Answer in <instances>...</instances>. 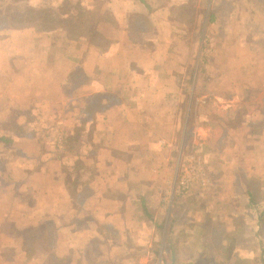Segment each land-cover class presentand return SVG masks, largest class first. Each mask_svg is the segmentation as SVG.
Returning a JSON list of instances; mask_svg holds the SVG:
<instances>
[{
    "label": "rangeland",
    "instance_id": "374dc122",
    "mask_svg": "<svg viewBox=\"0 0 264 264\" xmlns=\"http://www.w3.org/2000/svg\"><path fill=\"white\" fill-rule=\"evenodd\" d=\"M74 1L73 4L67 0L70 4H62L61 10H68L72 4L77 9L86 3ZM124 1L115 3L119 12ZM129 1L133 7L129 23L139 32L137 39L144 36L151 49L166 57L165 64L154 69L155 78H162L164 67L170 72L182 71L179 76L183 78L184 104L189 105L181 136L183 141L179 143L178 134L176 145L169 147L171 150H167V155L162 150L153 152L152 157L149 151L145 154L146 151L141 150L132 157L110 154L111 160L106 158V162L114 167L107 163L100 165L103 174L96 168V144L88 150L82 147L89 162H82L85 163L82 174L71 177V181H78V192L88 194L91 191L90 195L75 199L80 202L75 205V213L61 215L55 222L35 223L36 220L29 216L30 209L25 208L23 215L17 217L18 221H14L15 212L10 216L9 211L1 223L8 203L13 205L10 198L19 195L13 183L18 175L7 173L5 179L12 186L0 195V246L7 245L6 250L0 248V264H64L63 261L67 264H235L238 259H247L246 264H264V173L257 175L251 170L259 167L260 157L264 158V140L245 142L233 138L227 127H217L213 131L215 134L212 132L210 136L218 138L211 143L193 139L196 118L221 123L209 113V97H213L205 92V73L213 65L211 54L226 36L237 39L241 36L249 42L262 37L258 18L264 11L255 7L254 0H144L146 5L139 0ZM136 5L144 11H139ZM5 9L9 11L8 6L2 7V11ZM238 18H242V25L237 23ZM95 20L86 17L81 31L92 34ZM2 22L0 18V25ZM104 26L106 32L111 31L110 24ZM78 28L80 25L73 32ZM180 52L184 61L182 69L176 67V56ZM198 74L200 91L196 96L205 94L199 101L191 90ZM113 99L109 94H102L95 106L102 109ZM250 99L254 103L261 101L254 93ZM244 112L242 109L231 111L227 116L228 124L236 128ZM216 113L220 115L222 109L217 108ZM0 114V120H3L0 133L8 130L12 137L11 141L0 142V169L13 167L18 160L15 155L18 148L30 144L27 139L16 142L13 139L24 131L26 135L34 134L36 130L46 133L44 149L52 148V141L59 136V128L47 129L39 123L47 121V117L39 112L3 108ZM80 128H88L91 135L94 132L90 123ZM259 128L258 123L252 125L253 131ZM88 134L85 133V138ZM178 143L184 154L196 144L200 148L199 156L193 160L185 158L184 162L195 166L194 172L198 171L199 178L192 174V180L181 192L171 191L179 176L176 172ZM249 149L260 153V157L249 156ZM118 167L121 174L111 172ZM114 179L117 186L105 190L102 182H113ZM145 182L154 184L151 190H146ZM22 196L29 203L37 200L33 194L30 199H27L30 195ZM75 214L79 216L76 221L72 216ZM72 220L76 230H71ZM61 225L64 229L59 237L56 228ZM16 229L22 231L18 238L11 239L3 233Z\"/></svg>",
    "mask_w": 264,
    "mask_h": 264
},
{
    "label": "crops",
    "instance_id": "0c3cea01",
    "mask_svg": "<svg viewBox=\"0 0 264 264\" xmlns=\"http://www.w3.org/2000/svg\"><path fill=\"white\" fill-rule=\"evenodd\" d=\"M28 1L32 6H39L49 0ZM51 1L58 5L62 0ZM116 1L105 0L100 13L105 9L109 10L113 20L118 22V27L108 21L105 23L104 20H97L92 25L93 33L86 37L71 38L64 27L44 31L34 27L6 26L3 22L0 25V110L15 108L45 115L47 121L39 123L47 129L59 128V139H56L58 143L68 135H76L80 127L92 124L94 131L92 135L88 128H80V137L82 140L85 133L89 132L88 148L96 144L95 161L99 174H103L100 165L104 163L105 166L107 163L114 167L110 162H106V158L107 161L111 160L109 156L113 153L132 157L141 150L146 151L145 154L149 151L152 157L153 152L158 153L162 150L167 155L169 147L176 145L178 134L179 143L180 140L183 141L181 136L184 131L186 109L189 107L184 104L183 78L179 73L182 71L170 72L164 67L162 78H158L159 80L155 78L154 69L159 64L160 67L165 64L166 57L158 50L151 49L149 41L144 39V36L139 35L142 39H137L136 35L139 32L129 23V15L133 10L131 1H124L120 12ZM5 6H0L1 19L7 14L6 9L2 11V7ZM136 7L139 11H144L138 5ZM71 12L66 10L63 15L68 17ZM258 22L262 27V37L249 42L241 36L237 39L229 35L220 40L221 43L217 44L214 53L211 54L213 65L205 73L207 81L205 92L213 97H209L211 101L208 104L209 113L215 116V119H220L221 123L214 124L212 119L208 122L196 118L193 123L194 141L204 140L203 142L207 143L216 141L218 137L212 139L210 135L217 127H227L230 136L245 142L264 140V14L259 16ZM237 23L242 25V18H238ZM105 24L111 25V31L106 32ZM182 54L180 52L176 56V67L179 69H182L184 64ZM196 79V82L193 80L191 87L193 97L200 91L199 74ZM253 93L259 95L261 101L254 103L250 99ZM101 94L113 96V102L103 106L92 119L88 120L86 113L95 105L97 95ZM202 96H196V99L199 101ZM2 103L10 104L3 107ZM217 108H221L224 115L216 113ZM238 109L245 111L244 116L240 119L239 125L233 128L228 124L227 116L231 111ZM2 122L3 120H0V125ZM35 123L39 124L38 121ZM254 123H258L260 127L256 131L252 129ZM1 136L8 135L0 133ZM46 136H48L46 133L36 130L34 134L13 138L15 142L18 139H27L30 144L18 148L15 153L18 160L13 167L0 169V177L5 175L0 178V182L3 183L0 186V195L9 191L12 186L5 179L7 173L18 175L13 183L19 194L10 198L13 205L8 203L1 223L9 211L10 216L15 212L14 221H18L17 217L23 215L25 208L30 209L29 216L31 220H36L35 223L42 224L49 220L55 222L59 221L61 215L74 214L75 205H80L71 194L72 188L67 181H71L73 175H67V171L72 170L71 166L77 158L83 162L88 160L86 151L79 148L74 152H67L69 155L63 159L60 145L57 149L42 148ZM84 141L85 139L80 143L83 145ZM179 143L176 150V172H179L186 161L185 158L190 154L200 155L197 144L189 153L184 154ZM247 151L250 153L249 156L260 157V153L256 154L252 149ZM262 155L264 157V151ZM260 159L258 168L251 165V170L257 175L264 173L262 171L264 158ZM117 164L119 166V163ZM119 169L120 167L111 172L119 175L122 173ZM82 171L83 169H80L77 173L82 174ZM115 181V179L113 182L103 181L105 190L117 186L114 185ZM145 185L146 190H151L154 184L145 182ZM22 194L30 195L27 199L33 194L37 200L29 203ZM114 202L118 203L117 200ZM11 206L13 208L10 210ZM72 216H75V221L79 217L77 214ZM75 221L72 220L71 230L75 229L73 227ZM63 229V225L56 228L59 237ZM13 231L15 232L3 233L11 239L18 238L22 233L20 229ZM88 235L91 236V233ZM1 246V249H7V245Z\"/></svg>",
    "mask_w": 264,
    "mask_h": 264
},
{
    "label": "trees",
    "instance_id": "16d2710c",
    "mask_svg": "<svg viewBox=\"0 0 264 264\" xmlns=\"http://www.w3.org/2000/svg\"><path fill=\"white\" fill-rule=\"evenodd\" d=\"M75 3L74 0H70ZM84 3L80 6V8H77L73 6H69L68 11H72L70 16L66 17L63 15V11L61 10V5L64 3H69L67 0H62L60 4H54L51 0L44 1L39 6H32L29 4L28 0H0V6L6 5L9 7V11L6 15L3 17V23L6 26H14V27H34L35 29L40 30H51L57 27H64L66 30V33L71 38H80L82 36L86 37L88 36L87 33H84L81 31V25L83 24V21L86 17H93L96 18L95 21H108L111 24H113L116 28L118 27V22H115L113 20V17L109 10L105 9L102 13L101 7L104 5L105 0H82ZM140 2L145 3L144 0H140ZM255 7L257 9L264 11V0H254ZM70 4V3H69ZM146 5V3H145ZM66 10V9H65ZM210 20L212 19V14L210 15ZM80 20V21H79ZM113 23H112V22ZM80 25V28L77 29V32H73L74 28L78 27ZM93 37L96 38L95 35ZM101 37V36H100ZM98 37V39L100 38ZM102 95V94H101ZM100 95H97L99 97ZM99 109L92 105L91 108L87 111V119H92L93 116H95L96 113H98ZM83 129V128H81ZM81 129L77 130L76 135L63 138L60 143L57 142V140H53V149H57V146L60 145L61 147V158H65L68 154L67 152H74L76 149L79 148H85L88 150V143L89 135L81 140L80 132ZM7 130V129H6ZM8 136H1L0 141H11L12 137L10 135V132L6 133ZM25 134V131H24ZM24 134H21V136H24ZM26 135V134H25ZM85 139L83 145L80 143ZM81 144V145H80ZM42 148L44 149V146L42 145ZM79 158H77L74 161V164L71 166L72 170H68L67 175L72 174L79 175L81 173H77L78 170L83 169L84 164L82 163ZM76 172V173H75ZM72 176V177H73ZM71 185V194L73 195L74 199L81 200L82 198L89 196L90 192L88 194H82L80 191L78 192V181H67ZM75 188V190H74ZM77 192V193H76ZM146 208V207H145ZM146 210V209H145ZM49 222L46 224L48 225ZM247 259H238L235 264H246ZM64 264H67V261H63Z\"/></svg>",
    "mask_w": 264,
    "mask_h": 264
},
{
    "label": "built area",
    "instance_id": "2783aa9c",
    "mask_svg": "<svg viewBox=\"0 0 264 264\" xmlns=\"http://www.w3.org/2000/svg\"><path fill=\"white\" fill-rule=\"evenodd\" d=\"M196 157L197 156L193 153V154H190V156L188 158H192V160H193ZM185 163L183 164V166L179 170V176L177 178L176 184H175L174 188H172V190L175 189V191H177V192H179V191L181 192L187 188L189 182L192 180V174L195 175L194 178H199V177H197L198 171L194 172L195 166H192V164H189V163H187V164H185Z\"/></svg>",
    "mask_w": 264,
    "mask_h": 264
}]
</instances>
